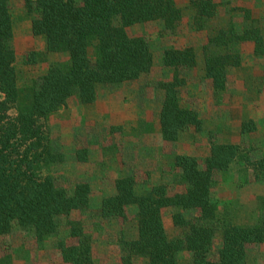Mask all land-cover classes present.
I'll list each match as a JSON object with an SVG mask.
<instances>
[{
	"label": "trees",
	"instance_id": "1",
	"mask_svg": "<svg viewBox=\"0 0 264 264\" xmlns=\"http://www.w3.org/2000/svg\"><path fill=\"white\" fill-rule=\"evenodd\" d=\"M31 17V30L44 41L41 52H30L26 65L48 61V55L64 54L37 77H23L17 68L13 47L14 20L11 0H0V239L22 230L36 244L56 241L65 264H95L93 238L80 219L91 204L89 182L62 186L50 172L64 160L54 149L50 117L77 97L93 104L101 85H122L152 71L154 54L148 39L134 36L129 28L159 22L165 34L182 26L183 9L177 0H24ZM222 3L218 0H189L193 25L207 32L205 76L214 92L227 88L230 69L239 68L243 56L238 45L251 44L257 56H264V30L247 7H234L243 18L237 29L231 18L217 22ZM214 50V51H213ZM163 63L173 70L170 80L159 82L164 97L159 115L162 140L177 142L186 132H201L204 121L183 101L187 72L197 64L192 46L168 48ZM257 129L253 119L241 124V133ZM242 156L236 143L213 142L209 155L178 152L172 169L176 186L167 183L137 190L133 175L115 180V193L102 199L100 215L106 220L128 219L135 207L137 237L121 235L122 264L143 259L145 264H180L181 252L191 253V264H247L249 249L264 243V216L239 224L222 216L213 199L218 173L229 171ZM255 179L264 181V156L249 160ZM264 205V197H259ZM166 208L179 209L172 216L181 234L170 237L164 222ZM219 236V237H218ZM219 238V244L216 239ZM0 254V264H13L12 249Z\"/></svg>",
	"mask_w": 264,
	"mask_h": 264
},
{
	"label": "rangeland",
	"instance_id": "2",
	"mask_svg": "<svg viewBox=\"0 0 264 264\" xmlns=\"http://www.w3.org/2000/svg\"><path fill=\"white\" fill-rule=\"evenodd\" d=\"M222 3L217 22L227 25L232 18L237 29L243 28L242 16L232 9L249 8L264 30V0H218ZM183 9L182 26L175 34H165L159 22L137 24L129 28L134 36L142 35L150 43L154 66L140 79L122 85H101L95 103L84 105L77 97L69 99L50 117L51 138L54 149L64 154V160L50 172L62 186L72 188L77 182H89L92 187L91 204L80 212V219L93 238L95 264H122L120 237H137L136 208H129L126 221L106 220L100 215L103 198L115 193V180L133 175L137 190L167 183L171 193L176 186L172 159L178 152L200 157L209 155L213 142H230L242 147V156L229 171L218 173L213 187V199L221 215L239 224L258 221L264 216V181L255 179V169L249 160L264 156V56H257L251 44L237 46L243 56L241 67L229 71L224 91L214 92L205 76L207 32L193 25L189 0H177ZM14 20L13 47L17 53V68L23 77H37L59 61L64 54L48 55V61L26 65L30 52H41L44 41L31 30V17L24 0H11ZM192 46L197 55L196 66L187 72L188 85L183 90V101L195 109L204 121L201 132L184 133L175 143L162 140L159 115L164 92L159 82L170 80L173 70L163 63L168 48ZM214 51V50H213ZM253 119L257 129L250 134L241 133V124ZM176 208H166L163 217L170 237L181 234L173 223ZM51 237L42 245L35 243L29 232L18 230L0 239V254L12 249L13 264H65L58 252L56 241L66 231ZM219 237V236H218ZM219 244V238L216 239ZM180 264H191L189 252L179 254ZM133 264H145L135 260ZM247 264H264V243L254 245L248 252Z\"/></svg>",
	"mask_w": 264,
	"mask_h": 264
}]
</instances>
